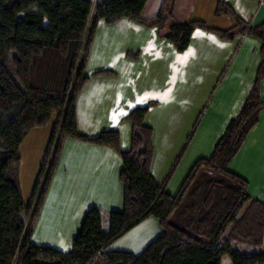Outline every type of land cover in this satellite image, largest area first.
<instances>
[{"label": "trees", "instance_id": "16d2710c", "mask_svg": "<svg viewBox=\"0 0 264 264\" xmlns=\"http://www.w3.org/2000/svg\"><path fill=\"white\" fill-rule=\"evenodd\" d=\"M146 0H0V264H264V250L241 254L232 242L260 246L264 239V204L251 199L246 181L232 173L230 160L258 121L264 105V21L251 25L225 0H217L215 15H230L234 25L211 28L204 21H172L174 0H163L158 12L141 17ZM93 17L91 18V13ZM121 17L157 26L178 51L192 31L203 28L223 39L247 33L261 42L260 63L253 86L238 113L230 119L207 157L197 159L171 195L155 183L152 128L144 123L152 102L127 115L130 147L120 149L119 133L102 131L88 138L77 131L75 102L88 80L85 63L96 23L111 24ZM168 19H170L168 21ZM138 52H128L135 57ZM95 75H109L101 70ZM52 122L51 134L27 201L19 182V146L29 131ZM108 146L122 159L119 180L123 208L109 213L108 230L101 214L89 208L63 252L30 241L33 223L57 167L65 138ZM148 216L162 228L139 254L105 250L109 244ZM224 235L226 237L223 239Z\"/></svg>", "mask_w": 264, "mask_h": 264}, {"label": "crops", "instance_id": "0c3cea01", "mask_svg": "<svg viewBox=\"0 0 264 264\" xmlns=\"http://www.w3.org/2000/svg\"><path fill=\"white\" fill-rule=\"evenodd\" d=\"M216 1L174 0L172 21L201 20L211 28L232 27L230 15H215ZM162 2L146 0L141 17L156 14ZM225 2L251 25L264 21V0ZM260 47V40L247 33L223 39L195 28L188 46L178 51L157 26L143 25L129 17L111 24L99 19L85 63L88 80L75 102L77 131L94 138L102 131L115 130L120 149L126 151L131 137L127 115L152 102L144 118L152 128L150 172L157 185L174 195L193 163L210 155L226 125L240 110L253 86ZM132 51L138 52L135 57L127 55ZM101 70L111 74H94ZM260 92L264 100V81ZM51 128L52 122L31 129L19 146L21 192V168L25 164L24 179L26 184L30 182L31 193ZM121 168L122 159L111 147L65 138L30 241L70 251L84 214L91 207L100 211L101 228L107 231L109 213L123 208ZM228 168L245 179L249 197L264 204V105ZM161 232L158 219L148 216L105 250L138 256ZM232 243L241 254H251L258 248ZM221 264H231L230 258L224 256Z\"/></svg>", "mask_w": 264, "mask_h": 264}, {"label": "rangeland", "instance_id": "374dc122", "mask_svg": "<svg viewBox=\"0 0 264 264\" xmlns=\"http://www.w3.org/2000/svg\"><path fill=\"white\" fill-rule=\"evenodd\" d=\"M93 1V3H94V5H96V2H97V0H92ZM93 5V6H94ZM170 19H168V21H169ZM164 31H166V28L165 29H163V32ZM22 169V172H21V174H22V176H23V189H22V195H23V199L26 201L27 200V198H28V196H29V194H30V190H31V185H30V182L28 183V184H26V181H25V179H26V173H24L23 171L24 170H26V168H25V164L23 165V168H21ZM25 178V179H24ZM28 185V186H27ZM264 233V232H263ZM226 237V235H224V237H223V239ZM235 243V245H237V246H243L244 244H242V243H238V242H234ZM247 246H249V245H247ZM250 247V246H249ZM255 247H258V248H256L257 250H256V252H260V251H263L264 250V239H263V242H262V244L260 245V246H255Z\"/></svg>", "mask_w": 264, "mask_h": 264}]
</instances>
